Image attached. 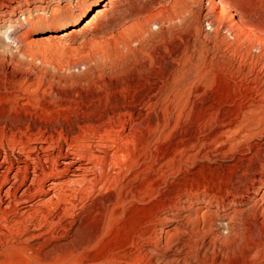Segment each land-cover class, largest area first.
Masks as SVG:
<instances>
[{
  "label": "rangeland",
  "instance_id": "rangeland-1",
  "mask_svg": "<svg viewBox=\"0 0 264 264\" xmlns=\"http://www.w3.org/2000/svg\"><path fill=\"white\" fill-rule=\"evenodd\" d=\"M10 5L30 62L0 58V107L25 123L0 131V162L56 135L100 159L55 202L3 205L0 264H264V0H0V18ZM116 177L147 198L109 220Z\"/></svg>",
  "mask_w": 264,
  "mask_h": 264
},
{
  "label": "bare ground",
  "instance_id": "bare-ground-1",
  "mask_svg": "<svg viewBox=\"0 0 264 264\" xmlns=\"http://www.w3.org/2000/svg\"><path fill=\"white\" fill-rule=\"evenodd\" d=\"M33 3L35 1H32ZM228 6V5H227ZM19 6L18 5H10L8 6L3 14H2V18H0V20L2 22L4 21H7L9 19L11 20H14V13L17 12V8ZM9 8V9H8ZM229 8V7H227ZM34 9V8H33ZM33 9H28L27 12L29 13L30 11H33ZM226 9V8H225ZM101 9H98V11H96V15L93 17V19H96L98 17V15L101 13ZM7 18V19H6ZM211 24V23H209ZM72 30H75V29H72ZM75 32L76 31H72L70 33H65V35H63V37H70V36H73L75 35ZM45 37V36H44ZM50 39L47 38L45 41L44 39H42L40 41L41 44H45L46 41H48ZM31 49V48H30ZM93 63V62H92ZM90 66V65H89ZM67 68V66H66ZM65 68V69H66ZM27 69V68H26ZM68 69V68H67ZM71 71V70H70ZM73 73V72H72ZM91 73V72H90ZM89 77V76H88ZM41 78V77H40ZM39 78V79H40ZM53 78V77H52ZM3 80V79H2ZM82 80V79H81ZM99 80V79H98ZM18 81V80H17ZM5 82V81H4ZM26 82V81H25ZM34 82V81H33ZM11 83V82H10ZM94 83V82H93ZM83 84V82H82ZM89 84V82H88ZM97 84V83H96ZM17 85V84H16ZM49 85V83H48ZM65 85V84H64ZM69 85V84H68ZM87 86V84H86ZM77 87V86H76ZM90 87V86H89ZM88 89V87H86ZM99 88V87H98ZM46 89V88H45ZM100 89V88H99ZM86 90V89H85ZM18 91V90H17ZM26 91V89H25ZM86 93V92H85ZM11 94V93H10ZM1 97V95H0ZM11 97V95H10ZM6 98V97H5ZM4 98V99H5ZM8 98V97H7ZM6 98V100H7ZM13 98V97H12ZM16 98V97H14ZM18 98V96H17ZM19 99V98H18ZM5 100V101H6ZM23 100V99H22ZM29 100V99H28ZM10 101V100H9ZM9 101H8V104H9ZM12 100L11 99V103H12ZM33 101V100H32ZM4 102V101H2ZM1 102V103H2ZM7 102V101H6ZM5 102V105H7ZM28 103V102H27ZM16 104H19V103H16ZM33 104V103H32ZM8 107H5V106H2L1 104V107H0V131H4V129L6 127H8L9 125L11 126L12 125V128L13 126H17L18 124H21V122H23L24 120V117H22V115L20 114V111L18 109V106H15L14 105H7ZM26 106V105H25ZM28 106V105H27ZM21 107H24V106H21ZM22 109V108H21ZM90 110H93V109H90ZM26 117V116H25ZM27 120V118L25 119V121ZM22 125V124H21ZM25 126V123L23 124ZM22 125V126H23ZM27 125V124H26ZM76 125V124H75ZM23 126V127H24ZM60 126V125H59ZM63 126V125H62ZM20 127V126H19ZM29 127V125L27 126ZM10 128V127H9ZM30 128V127H29ZM28 128V129H29ZM56 128V127H55ZM58 128V127H57ZM60 128V127H59ZM93 128V127H92ZM8 129V128H7ZM17 129V128H16ZM24 129V128H23ZM31 129V128H30ZM39 129V128H38ZM19 129H17L18 131ZM46 130V129H45ZM44 130V131H45ZM55 129H53L54 131ZM16 131V132H17ZM21 131V130H20ZM29 131V130H28ZM36 131V130H35ZM51 131V130H49ZM52 131V132H53ZM58 131V130H57ZM62 131V130H60ZM59 131V133H61ZM13 132V131H12ZM11 132V134H12ZM26 132V131H25ZM48 132V131H47ZM56 132V131H55ZM69 132V131H68ZM3 133V132H2ZM6 133V132H5ZM18 133V132H17ZM20 133V132H19ZM27 133V132H26ZM39 133H43V132H40ZM51 133V132H49ZM14 134V133H13ZM32 134V133H31ZM65 134V133H64ZM120 134V133H119ZM16 135V134H15ZM39 135V134H38ZM61 135H63L61 133ZM60 135V136H61ZM4 137V135H2ZM24 135H22L23 137ZM29 136V135H28ZM35 136V134H34ZM33 136V138H34ZM44 136V135H43ZM41 136V137H43ZM51 136H53L51 134ZM57 136V135H56ZM56 136H53V137H50V138H46V139H41L40 141H38L37 143L29 146L28 144H23L25 147H28V149H25L23 151L24 153V159L23 160H19V159H15V160H11V159H8V158H4V160H2L0 162V170H2L0 172V210L2 209L3 205L8 203V204H19L21 202H24V201H28L29 199H32L31 197L32 196H35L36 194H42V193H45L47 195L49 194H53L52 197L54 195L56 196H61V195H64V193L67 191L68 187H69V184H76L78 186V183H82V182H87L88 178L90 177V173L92 172V167L94 166V163L99 161L100 157L99 155L93 153V152H88L86 153L87 151H85V153L79 151L78 150H72L71 147L67 150H64L62 146H60L59 143L58 145L59 146H54L52 145L53 141H54V137ZM1 137V136H0ZM15 137V136H14ZM36 137V136H35ZM65 137V136H64ZM69 137V136H68ZM67 137V138H68ZM73 136H71V139H72ZM78 137H80V135H78ZM253 137V136H251ZM27 138V136H26ZM38 138V136H37ZM35 138V139H37ZM74 138V137H73ZM77 138V137H76ZM11 139V138H10ZM14 139V138H13ZM29 139V137H28ZM27 139V140H28ZM40 139V138H39ZM61 139V138H60ZM70 139V140H71ZM80 139V138H79ZM116 139V138H115ZM22 140V139H21ZM25 138L23 139V142H24ZM34 140V139H33ZM66 140V138L64 139V141ZM76 140V139H75ZM73 140V141H75ZM28 141L31 142V140L29 139ZM58 141V140H57ZM63 141V142H64ZM78 141V140H77ZM76 141V142H77ZM86 141V140H85ZM91 141V140H90ZM121 141V140H120ZM29 142V144H30ZM35 142V141H33ZM62 142V141H61ZM75 142V143H76ZM81 142V141H79ZM57 143V142H56ZM19 144V143H18ZM70 144H74L73 142ZM69 144V145H70ZM83 146H84V142H82ZM81 144V145H82ZM86 144V143H85ZM21 145V144H20ZM74 145H77L74 144ZM73 145V146H74ZM22 146V145H21ZM72 146V145H70ZM24 147V148H25ZM79 147V146H78ZM126 147V146H125ZM91 148V147H90ZM128 148V147H126ZM233 148V146L231 147ZM124 149V148H123ZM9 150V149H8ZM21 150H23L21 148ZM81 150V148H80ZM84 149H82L81 151H83ZM87 150V149H86ZM99 150V148H98ZM6 151V150H5ZM21 152V151H20ZM22 153V152H21ZM105 153V152H103ZM129 154V153H128ZM7 155V154H6ZM13 155V154H12ZM21 155V154H19ZM106 155V154H105ZM116 155V153L114 154ZM107 156V155H106ZM113 156V155H112ZM5 157V156H4ZM13 157V156H12ZM11 157V158H12ZM19 157V156H18ZM114 158V157H113ZM104 160V159H103ZM253 160V159H252ZM108 161V160H107ZM113 161V160H112ZM110 162V161H109ZM100 163V162H99ZM251 163V162H249ZM254 163V162H253ZM107 165V164H106ZM114 165V164H113ZM113 165L111 167H113ZM101 166V165H100ZM101 169V168H100ZM104 169V168H102ZM106 169V168H105ZM96 170V169H94ZM98 171V170H96ZM254 171V170H253ZM101 172V171H100ZM117 169H116V173H117ZM133 172V171H132ZM255 174H256V171H254ZM93 174V173H92ZM95 174V173H94ZM121 174V173H120ZM252 174V173H251ZM254 174V173H253ZM117 175V174H116ZM152 175V174H151ZM95 176V175H94ZM255 176V175H254ZM253 176V177H254ZM96 177V176H95ZM118 178V177H116ZM252 178V177H251ZM92 179V178H91ZM91 179H89L91 181ZM94 179V178H93ZM96 179H94V181H96ZM118 180H120L119 178L117 179V183L116 182H113V183H116L115 185V194L112 195L109 199H107L106 203L107 204H102L101 201H100V204L103 205L102 209H104L105 211V216H107V218L109 220H111L112 218L118 216L119 214L121 215L126 207V205L128 204V202H131V201H142L143 199H146L147 197L146 196H143L144 193H140L138 192L137 189H132V188H129V183H130V180L128 181L127 184L123 183L126 181V178L124 179H121L119 182ZM141 180V179H140ZM89 181V183H90ZM102 180H100L101 182ZM116 181V180H115ZM99 180L97 181V184ZM105 182V181H104ZM140 182V181H139ZM146 182V181H145ZM144 182V183H145ZM149 182V181H147ZM88 183V182H87ZM125 184L123 186H120V184ZM141 183V182H140ZM139 183V184H140ZM84 184V183H83ZM91 184V183H90ZM96 184V183H93V185ZM112 184V183H111ZM150 184V183H149ZM105 185V184H103ZM102 185V186H103ZM142 185V184H141ZM151 185V184H150ZM75 187V185H73ZM80 186V184H79ZM84 186V185H82ZM81 186V187H82ZM96 186V185H95ZM71 187V185H70ZM94 187V186H93ZM114 187V186H113ZM112 187V188H113ZM152 187V186H151ZM76 188V187H75ZM97 188V187H96ZM103 188V187H102ZM154 188V187H153ZM235 190V189H234ZM241 190V189H240ZM70 191V190H69ZM68 191V192H69ZM72 191V190H71ZM141 191V190H140ZM154 191V190H153ZM158 191V190H157ZM232 191V190H231ZM73 192V191H72ZM264 192V191H263ZM243 193V192H241ZM255 193V192H253ZM153 194V193H151ZM229 194L234 198L235 200V197L237 195V193L235 192H232V193H229L228 192V196H225L226 198V201L229 200ZM257 194V193H256ZM84 195V194H83ZM157 195V194H156ZM155 195V196H156ZM65 196H68L65 195ZM150 196V195H149ZM36 197V196H35ZM55 197V196H54ZM54 197L53 199H51V197L49 198L50 200L48 201L47 199V202H51L54 200ZM59 197H57V199H59ZM64 197V196H63ZM249 197V196H248ZM62 198V197H61ZM154 198V197H153ZM56 199V200H57ZM64 198H62L61 200H63ZM38 200V199H37ZM259 200V199H258ZM58 201V200H57ZM64 201H66V199H64ZM98 201V200H97ZM264 201V200H262ZM23 203V204H26ZM55 202V201H53ZM63 202V201H62ZM103 202V201H102ZM186 202V201H185ZM236 202V201H235ZM234 201H232L230 204V206H232V204L234 205V208L232 210L233 214L234 215H238V213H240V211L238 210L237 208V205ZM44 203H46V201H44ZM42 203V207L43 204ZM61 203V201H60ZM65 204V202H63ZM99 203V202H98ZM97 203V204H98ZM181 203V202H180ZM226 203V202H225ZM229 203V202H228ZM29 204V203H27ZM47 204V203H46ZM49 204V203H48ZM54 204V203H53ZM56 204V203H55ZM59 205V202L57 203ZM96 204V203H95ZM15 205V206H16ZM51 205V204H49ZM68 205V204H67ZM184 205V204H183ZM244 205V204H243ZM31 205H26L24 206L21 210H22V216H27L30 215L28 212H29V208H30ZM47 206V205H46ZM53 206V205H52ZM56 206V205H55ZM98 206V205H97ZM189 206V205H188ZM19 207V206H18ZM49 207V206H48ZM54 207V206H53ZM180 207V206H179ZM187 207V206H186ZM223 207L225 208V206L223 205ZM228 207V206H227ZM17 208V207H15ZM59 208V207H58ZM185 208V207H184ZM5 209V208H4ZM3 209V210H4ZM14 209V207L12 208ZM49 209V208H48ZM61 209V208H60ZM36 210V209H35ZM182 210V209H181ZM187 210V209H185ZM6 211V210H5ZM10 212V210H8ZM19 211V210H18ZM47 211V210H46ZM244 211V210H243ZM17 212V211H16ZM40 212L39 209L37 210V213ZM28 213V215H26ZM36 213V214H37ZM5 214V213H4ZM7 214V213H6ZM10 215V214H9ZM1 216V215H0ZM21 216V214H20ZM76 216V215H75ZM188 216V215H187ZM186 216V217H187ZM36 217V216H35ZM179 217V216H178ZM241 217V216H240ZM2 218H3V215H2ZM0 218V224L2 221H4L5 219L3 218ZM9 218V217H8ZM23 218V217H22ZM26 218V217H25ZM34 218V217H32ZM106 218V219H107ZM190 218V217H188ZM187 218V220H188ZM176 219V218H175ZM236 217L232 220L231 223H235L236 221ZM7 220V218H6ZM11 220V219H10ZM24 220V219H23ZM192 220V218H191ZM175 221V220H173ZM23 222V221H22ZM170 222V221H169ZM191 222V221H190ZM194 222V221H193ZM18 223V222H17ZM20 223V222H19ZM30 223V222H29ZM58 223V222H56ZM71 223V222H70ZM189 223V222H188ZM8 224V223H7ZM185 224V222H184ZM5 225V223H4ZM229 225V224H228ZM231 225V224H230ZM8 227V226H7ZM5 228V227H4ZM230 228V227H229ZM27 229V228H26ZM178 229V228H177ZM180 229V228H179ZM186 229V228H185ZM3 233V230L1 229V226H0V234ZM44 233V232H43ZM43 235L40 233L39 235L36 236V238H41ZM35 237V235H34ZM157 246V245H156ZM156 262V261H155ZM150 263V262H149Z\"/></svg>",
  "mask_w": 264,
  "mask_h": 264
},
{
  "label": "clouds",
  "instance_id": "clouds-1",
  "mask_svg": "<svg viewBox=\"0 0 264 264\" xmlns=\"http://www.w3.org/2000/svg\"><path fill=\"white\" fill-rule=\"evenodd\" d=\"M28 23V17L21 14L16 20L0 22V58H14L18 63L30 62V57L21 51L23 44L20 29Z\"/></svg>",
  "mask_w": 264,
  "mask_h": 264
}]
</instances>
